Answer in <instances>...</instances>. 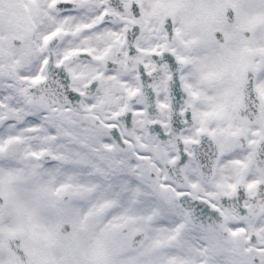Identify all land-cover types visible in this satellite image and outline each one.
Instances as JSON below:
<instances>
[{"label":"snow or ice","instance_id":"6c2138e0","mask_svg":"<svg viewBox=\"0 0 264 264\" xmlns=\"http://www.w3.org/2000/svg\"><path fill=\"white\" fill-rule=\"evenodd\" d=\"M0 264H264V0H0Z\"/></svg>","mask_w":264,"mask_h":264}]
</instances>
